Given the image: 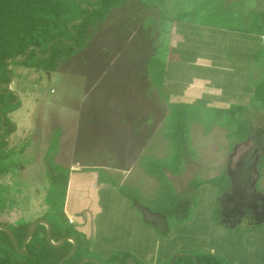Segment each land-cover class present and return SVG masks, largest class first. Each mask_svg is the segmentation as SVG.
I'll return each instance as SVG.
<instances>
[{"label":"rangeland","instance_id":"374dc122","mask_svg":"<svg viewBox=\"0 0 264 264\" xmlns=\"http://www.w3.org/2000/svg\"><path fill=\"white\" fill-rule=\"evenodd\" d=\"M182 1L172 2L167 6L169 10L162 12L175 15L181 9H196V20H204L209 11L220 14L225 0H217L216 7L207 0H195V4L184 0L181 6ZM243 2L250 8L253 5L251 0ZM139 3L127 0L113 11L87 48L58 72L11 65L10 86L20 100V108L10 114L16 124L10 145L29 141V147L23 153L16 150L13 159H20L21 164L13 174L0 180V206L5 207V202L10 201L16 204L10 210L6 208L0 220L35 221L47 213L51 182L45 176V154L54 131L62 123L71 129L64 130L63 147L54 163L86 168L71 173L66 205L58 193L56 206H63L73 224L89 233L92 245L88 258L107 263L110 253L128 251L141 264H174L181 255L215 253L222 264H264V221H254L252 229L246 221L233 231L223 228V194L208 184L198 190L189 185L192 178L212 177L220 166L228 168L231 161L236 174V163L256 151L247 142L235 145L230 152L226 131L220 127L205 132L204 124L193 123L191 137L196 160L189 161L182 176L169 175L176 191L185 193L184 200L192 199L186 218L171 216L164 224V219L148 210V206H156L161 194L156 190L158 182L146 175L140 162L142 156L149 154L166 156L168 144L161 129L168 108L159 104H165L162 100H154L163 97V93L159 94L155 87V95L148 92L153 76L147 63L157 55L167 58L170 26L164 20H156L154 9H148L146 16L148 3ZM257 6L264 9V0H259ZM238 9L232 8L236 17ZM155 10L160 13L158 8ZM232 22L240 24L237 20ZM258 69L261 77L264 65H258ZM229 78L237 80L235 76ZM249 120L254 129L264 133V110L252 107ZM261 143L263 148L264 136ZM96 165L105 171L94 168ZM253 175L252 180L257 174ZM113 180L120 185L140 186V204L130 201Z\"/></svg>","mask_w":264,"mask_h":264},{"label":"trees","instance_id":"16d2710c","mask_svg":"<svg viewBox=\"0 0 264 264\" xmlns=\"http://www.w3.org/2000/svg\"><path fill=\"white\" fill-rule=\"evenodd\" d=\"M126 1L0 0V180L6 179L11 173L13 174L16 167L21 164L20 159L16 161L13 159L16 150L23 153L29 147V141L21 145H10L11 137L16 130V124L11 120L10 114L20 108V100H17V96L12 92L10 86L11 65L20 64L49 72L60 71L67 61L87 48L111 12L122 7ZM135 1L147 2L151 9L159 5V3H152L153 0ZM207 1L210 2L211 6L217 3V0ZM185 2L195 4V0H185ZM185 2L183 0L181 6ZM195 10L181 9L174 18L179 21H196L199 10ZM156 13L157 11L154 9V14ZM209 13L210 27L253 35V39L258 44L257 63L261 67L264 65V9L255 12L247 26L244 24L243 11L238 13L240 19L237 21L240 24L237 25L232 22L238 18L232 9L226 10L224 15H219L214 10L209 11ZM198 22L202 23V19ZM147 64L149 66L147 68L152 70L153 76L151 79L152 86H149L151 89L148 92L154 94L152 87H155L159 90V94L163 93L160 100L167 103L168 113L161 129V135L167 141L168 152L166 156L161 158L151 154L142 156L140 163L146 175L158 182L156 190L161 194L157 199L159 201L154 203L156 206H148V210L164 219L165 224L171 216L186 218L190 208L189 204L192 202V199L184 200L185 193L181 194L176 191L169 176H182L187 171L189 161L196 160L197 153L191 137L192 124H204L205 132H211L216 126L224 129L229 140L230 150L234 149L237 143L247 142L252 133L260 137L261 130L253 129L249 117L252 107L264 110V74L256 82H253L254 93L249 106L233 104L228 108H211L206 103L169 104V95L164 86L167 67L166 56L159 57L157 55ZM148 76H151V72H148ZM59 138V131H55L45 154L47 166L45 176L51 182V189L46 200L47 213L35 221H28L25 218L13 223L0 220V225L10 229L19 247L23 248L31 224L44 219L51 225V238L54 243L60 242L65 237H73L77 241L75 255L63 264H80L83 259L90 257L92 244L91 238L88 236L89 233L76 227L64 212L63 206L66 205L65 198L68 196L72 172L70 169L54 163L55 155L59 152ZM251 164L252 159L249 157L239 170L241 180L245 183L242 189L250 188L249 179L255 173ZM255 168L261 177L264 171V151ZM98 179L99 182L102 181V176L99 175ZM113 184L116 186L118 182L113 180ZM206 184L217 188L219 191H225L231 188V179L226 171H222L219 176L210 180L193 178L189 182L192 190H198L199 187ZM118 185L120 186L119 190L130 201H137L140 204L142 194L139 186ZM234 188L238 189L237 184ZM58 193L63 196V206L60 209L56 206ZM4 199L6 200V198ZM5 204V207L0 206V218L4 215L3 212L6 208L10 210L16 205L11 201L5 202ZM46 231L47 228L44 224L38 225L27 243V253L20 254L15 250L9 235L0 229V264H59V261L72 251L73 242L66 241L60 247H53L47 241ZM130 259H135L130 252L119 251L107 255V263L100 261L102 264H127ZM135 261L141 264L140 261L136 259ZM84 264L95 263L89 261ZM167 264H171L170 261ZM174 264H222V259L215 253H199L194 256H178Z\"/></svg>","mask_w":264,"mask_h":264},{"label":"crops","instance_id":"0c3cea01","mask_svg":"<svg viewBox=\"0 0 264 264\" xmlns=\"http://www.w3.org/2000/svg\"><path fill=\"white\" fill-rule=\"evenodd\" d=\"M160 1L161 2L159 3V5L154 6V9L158 8V10H160V13L157 14L156 20H164L166 23L168 22L170 26V44L168 46L169 53L166 58L167 67L164 83L165 91L169 95L168 103H206V105L211 108H228L230 105H233L236 100H239L241 102H244L241 105L249 106L251 104L252 96L254 93L253 82H256L259 78V69L257 63L258 44L256 43V40L253 39V35L245 32H229L226 29L222 28H212L210 27L208 16L204 20H202V23L198 22L197 20H175V15H167L163 13L164 11L169 10L167 6H170L172 4V1ZM243 1L245 0L223 1L221 3L222 8L219 15H224V12L226 10L232 9L235 6L237 7V9L238 7L244 6L242 7V9L238 10H240L239 13L243 11L242 16L243 18H245L244 24L246 26L249 25L248 22L252 18L251 13L254 14L258 10H260L257 6L259 0H251L253 2L251 8L247 3H245L247 4V6L243 5ZM139 4L142 5L141 2ZM146 8L147 10L145 14L146 16H148V9H150L151 11V7L147 6ZM118 9H114L113 11ZM113 11L111 13H113ZM209 14L210 13L208 12L207 15ZM238 19L239 17L236 20ZM234 76L235 78L237 77V80H230L229 77L233 78ZM230 88L233 91H230ZM226 91H228L227 96L225 95ZM231 94H233V97ZM230 95L231 97H229ZM154 100H156V102L158 103L160 102V99L157 97ZM159 104L167 107L166 102L165 104ZM65 129L71 128L64 126V124L61 123L55 130L59 131L60 133L59 150H62L63 147L61 140H63ZM261 133L262 134L260 137L252 133L249 140L247 141L252 143V148L254 147L256 151H253L247 156H244L243 158H241L243 161L236 163V165H238L237 169L239 170L246 163L247 158L250 157L252 159L251 168L257 174V176L254 180H252L251 178L249 179L251 180V182L249 181L250 188L245 187L242 189L245 183L242 182L240 174L237 175L232 172V161L229 164L230 166L226 169L223 166H220L218 168V173L212 177L207 178L201 175V179L210 180L219 176L222 171H226L231 179V188L225 191H219L217 189L218 193L223 194V197L226 198V200L222 203L221 224H223V228L233 231L236 230L238 226H242L243 224L248 223L249 227L252 229L254 228V221H264V217L260 218L256 215L253 216V218L244 217L243 215H239L233 218L226 217L223 213L226 203L229 201V199H231V197L234 196V193L236 194L235 202L236 204H239V208H242V206L247 202V198L250 197L249 201L255 202L256 195L258 193L264 195V171L261 177L259 176L257 171H255L257 162L264 151V147L262 148L261 146V142L264 136L262 130ZM247 142L237 143L236 145L247 144ZM233 151L234 150H232V152ZM236 151L237 150H235L234 154L237 153ZM93 167L96 169L100 167L105 171V168L103 166L96 165ZM65 168L70 169L71 172H74L82 170L86 167L73 166ZM237 169L234 171H238ZM97 181H99L98 176ZM70 183L71 178L68 186L69 190L71 188ZM235 184H237L238 189L234 188ZM253 196H255V199ZM249 220L250 222H248Z\"/></svg>","mask_w":264,"mask_h":264},{"label":"water","instance_id":"95a60500","mask_svg":"<svg viewBox=\"0 0 264 264\" xmlns=\"http://www.w3.org/2000/svg\"><path fill=\"white\" fill-rule=\"evenodd\" d=\"M22 60V59H21ZM257 198L258 199H261L264 197L263 194L261 193H258L257 195ZM41 224H44L47 228V231H46V237H47V241L48 243L53 246V247H60L61 245H63L66 241H71L73 242V248H72V251L67 255L65 256L64 258H62L60 261H59V264H63L66 260H68L69 258H71L73 255H75L76 251H77V241L75 238L73 237H65L63 238L60 242L58 243H54L52 238H51V225L44 219H40L34 223L31 224V226L29 227V231H28V235L27 237L25 238L24 240V243H23V248H20L19 247V244L17 242V240L15 239V236L14 234L12 233V231L10 229H8L7 227L3 226V225H0V229L4 230L10 237V239L12 240L13 242V245H14V248L15 250L20 253V254H26L27 253V243L28 241L30 240V238L32 237L36 227L38 225H41ZM93 262L95 264H102L100 261L96 260V259H92V258H85L83 259L80 264H84L85 262ZM127 264H138L135 260L133 259H130L128 261Z\"/></svg>","mask_w":264,"mask_h":264},{"label":"flooded vegetation","instance_id":"af4514ba","mask_svg":"<svg viewBox=\"0 0 264 264\" xmlns=\"http://www.w3.org/2000/svg\"><path fill=\"white\" fill-rule=\"evenodd\" d=\"M236 174L238 175L239 171H237ZM253 197L255 199V196ZM249 199L250 198H247V202L242 206V208H239V204H236L235 202L236 194L234 193V196L231 197L225 205V210L223 212L224 216L234 218L236 216L243 215L244 217L253 218V216L256 215L260 218L264 217V197L258 199L256 196L255 202L249 201Z\"/></svg>","mask_w":264,"mask_h":264},{"label":"built area","instance_id":"2783aa9c","mask_svg":"<svg viewBox=\"0 0 264 264\" xmlns=\"http://www.w3.org/2000/svg\"><path fill=\"white\" fill-rule=\"evenodd\" d=\"M263 41H264V38H263Z\"/></svg>","mask_w":264,"mask_h":264}]
</instances>
